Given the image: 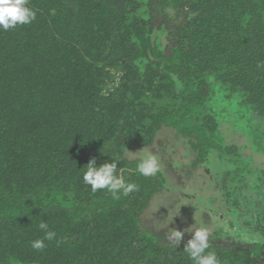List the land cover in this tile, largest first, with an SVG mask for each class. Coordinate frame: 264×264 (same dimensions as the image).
I'll list each match as a JSON object with an SVG mask.
<instances>
[{
	"label": "trees",
	"instance_id": "obj_1",
	"mask_svg": "<svg viewBox=\"0 0 264 264\" xmlns=\"http://www.w3.org/2000/svg\"><path fill=\"white\" fill-rule=\"evenodd\" d=\"M29 7L34 21L0 30V264H195L187 241L172 247L144 221L166 178L139 174L131 153L172 130L195 165L211 162L225 178L233 207L242 182L264 199V170L226 132L249 137L264 157V0ZM93 158L97 167L118 160L139 191L120 200L93 192L83 181ZM261 203L250 226L261 241L212 234L207 251L219 264H264ZM40 221L57 235L36 251Z\"/></svg>",
	"mask_w": 264,
	"mask_h": 264
},
{
	"label": "rangeland",
	"instance_id": "obj_2",
	"mask_svg": "<svg viewBox=\"0 0 264 264\" xmlns=\"http://www.w3.org/2000/svg\"><path fill=\"white\" fill-rule=\"evenodd\" d=\"M228 126L226 124L225 128ZM160 132L152 146L142 147L140 151L143 152L134 150L131 153V158L139 159L145 153L152 152L160 157L164 166L159 173L165 176L167 187L149 204L146 210L149 217H143L146 224L154 227V231L165 239L170 230L184 231L196 223L211 227L212 234L217 230L216 234L220 235L218 230L223 229L229 235L226 241H231L232 245L261 241V237L250 226L255 224L253 216L262 210L261 201L264 199L257 198L255 193L251 194L242 182L237 190L244 192V196L245 193L246 196L252 195L254 202L243 201L244 196H241L239 206L233 207L226 199V194L230 192L227 181L218 172L214 174L211 162L195 165L196 154L186 141L176 137L172 130L162 129ZM226 132L230 135L229 139L242 146V156L252 159L264 170V157L250 148L249 137L247 140L237 130ZM191 236L192 233L185 232L182 241H188ZM220 238L224 242V237Z\"/></svg>",
	"mask_w": 264,
	"mask_h": 264
},
{
	"label": "clouds",
	"instance_id": "obj_3",
	"mask_svg": "<svg viewBox=\"0 0 264 264\" xmlns=\"http://www.w3.org/2000/svg\"><path fill=\"white\" fill-rule=\"evenodd\" d=\"M29 3L30 0H0V30L8 31L18 25H26L34 21L36 13L29 7ZM117 162L118 160H112L111 163L97 167L94 158L89 160L83 174L84 183L89 185L93 192L105 190L111 194L113 200H120L122 196L127 197L133 192H138L139 186L134 182H126L124 175L126 169H118ZM163 167L157 154L147 152L139 157L137 170L144 177H153L161 172ZM38 228L44 233L43 238L32 241L31 247L36 251H43L47 247L45 241H53L57 234L49 230L48 223L44 221L38 223ZM212 231L213 229L207 225L194 223L184 231L172 229L166 235L170 241L169 245L178 248L185 232L192 233L191 239L184 245L183 252L188 253L195 264H219L217 252L207 251L213 247L210 242Z\"/></svg>",
	"mask_w": 264,
	"mask_h": 264
}]
</instances>
